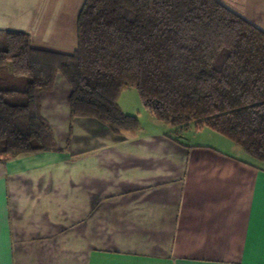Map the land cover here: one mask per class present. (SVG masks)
Wrapping results in <instances>:
<instances>
[{"label": "crops", "instance_id": "crops-1", "mask_svg": "<svg viewBox=\"0 0 264 264\" xmlns=\"http://www.w3.org/2000/svg\"><path fill=\"white\" fill-rule=\"evenodd\" d=\"M218 1L264 30V0ZM83 2L0 0V30L72 52ZM126 88L139 126L120 133L72 117L62 75L38 92L56 148L0 156V264H264V162L151 118Z\"/></svg>", "mask_w": 264, "mask_h": 264}, {"label": "trees", "instance_id": "trees-1", "mask_svg": "<svg viewBox=\"0 0 264 264\" xmlns=\"http://www.w3.org/2000/svg\"><path fill=\"white\" fill-rule=\"evenodd\" d=\"M76 33L63 52L0 30V156L56 148L38 92L60 74L72 117L134 130L118 96L135 87L158 120L211 128L264 162V30L218 0H84Z\"/></svg>", "mask_w": 264, "mask_h": 264}, {"label": "rangeland", "instance_id": "rangeland-1", "mask_svg": "<svg viewBox=\"0 0 264 264\" xmlns=\"http://www.w3.org/2000/svg\"><path fill=\"white\" fill-rule=\"evenodd\" d=\"M1 74H4V76H5V72L3 71V72H1L0 73V76L2 77V75ZM16 81V80H15ZM124 92H129V93H133V97L135 98V102L139 105V106H141V102H140V99H139V97H138V93H137V91H136V88L135 87H127L126 89H125V91ZM125 94H127V93H125ZM124 98V97H123ZM122 98V103H123V105H125L124 104V100L125 99H123ZM130 101L129 100H127V103H129ZM145 114H147L149 117H151L152 115H150V113L146 110L145 111ZM146 115V116H147ZM151 118H155V117H151ZM157 119V118H156ZM190 125H193V123H189L188 125H185V126H183V127H180V128H183V129H186L188 126H190ZM179 127L177 128V129H180ZM191 130H192V127L188 130V132L187 133H189V132H191ZM249 157L250 158H252L253 160H255L253 157H251L250 155H249ZM256 161V160H255Z\"/></svg>", "mask_w": 264, "mask_h": 264}]
</instances>
